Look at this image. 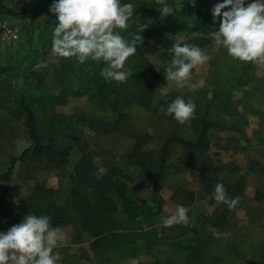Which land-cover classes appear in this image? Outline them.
I'll return each mask as SVG.
<instances>
[{
	"label": "rangeland",
	"instance_id": "374dc122",
	"mask_svg": "<svg viewBox=\"0 0 264 264\" xmlns=\"http://www.w3.org/2000/svg\"><path fill=\"white\" fill-rule=\"evenodd\" d=\"M12 1L23 8L24 15H0V66L10 69L0 75V173L12 156H18L30 144L17 92L24 94L35 111L42 140L57 148L54 153L29 155L18 161L11 178L0 182V232H7L23 219L4 215L34 214L30 201L35 185L50 188L57 206L64 203L68 175L81 158L77 143L82 142L95 153L110 151L118 156L113 164L132 178L129 188L149 207H135L137 212L133 210L135 216L131 218L123 211L122 200L112 195L117 210L111 218L116 225L93 248L90 243L94 239L86 233L77 242L71 224L56 227L58 244L54 251L62 257L59 264H89L76 258L81 253L87 254L93 264H264V86L248 79L252 76L264 81V62L233 59L226 48L217 50L212 43L204 48L210 59L192 70L191 82L198 85L192 91L168 85L164 69L172 59L161 57L156 50L148 54L158 72L157 78L147 75L155 86L151 107L130 104L113 110L92 84L83 85L82 64L75 58L54 57L51 53L47 45L56 26L55 15L48 10L30 22L33 4L51 5L53 0ZM152 1L146 0L142 11L137 0L123 2L135 8L128 27L133 22L167 24L158 11L162 6L151 7ZM184 1L167 0V4L179 8ZM218 2L208 0L210 17L211 8ZM43 61L48 66L36 69ZM122 70L128 71L126 62ZM79 85L84 89L81 96L57 102L61 90L70 93ZM178 96L193 102L200 112L206 109L209 147H171L159 189L161 210L157 212L152 179L119 156L134 143L141 144L143 151L156 152L168 136L196 139L199 129L192 118L180 124L165 114ZM69 147L64 155L62 150ZM206 178H219L230 187L240 185L242 192L235 196V207L215 201L214 192L206 193L202 186ZM177 205L188 208L187 224L165 227L164 219ZM44 209L39 206L40 214L36 215H47Z\"/></svg>",
	"mask_w": 264,
	"mask_h": 264
},
{
	"label": "trees",
	"instance_id": "16d2710c",
	"mask_svg": "<svg viewBox=\"0 0 264 264\" xmlns=\"http://www.w3.org/2000/svg\"><path fill=\"white\" fill-rule=\"evenodd\" d=\"M124 1L122 0V2ZM145 1L137 0V7L140 11L145 7ZM218 1L222 2V0ZM188 2L189 0H185L179 8H171V14L163 18L167 21L166 25L155 22L143 25L133 22L128 28L118 30L125 39L130 40L134 31L144 27L142 33H137L144 37L143 43L138 45L137 52L126 60L128 78L125 82L105 81L99 74L101 69L105 67L104 63L88 60L81 65L83 66L81 76L83 85L92 84L99 96L105 99L113 110L130 104H139L145 108L151 107L155 86L147 79V75L157 78L158 72L148 54L158 50V52H161V57L167 60L172 59L167 50L179 36L184 37L183 42L195 44L204 49L213 43L209 34L218 30L219 22L213 23L212 17L208 14V0H196L194 6ZM157 5V0H153L150 4L151 7ZM49 7L50 5L46 3L33 4L30 7V22L34 23L40 14L49 10ZM0 15L14 18L23 17L24 10L19 8L16 2L12 0H0ZM194 32L200 33V35L192 38L191 34ZM51 43L52 40L47 45L49 48H51ZM7 70L10 69L0 66V75ZM25 78L29 80V75L26 74ZM248 79L258 86H264V81L260 79L252 76H249ZM83 93L82 85H79L70 93L63 89L60 91L57 102L63 103L68 96L78 97ZM17 98L30 144L18 156H12L9 159L8 166L0 173V182H7L11 178L18 161H23L29 155L51 154L57 148L50 141L42 140L38 118L24 94L17 92ZM192 119L199 129L195 140L176 135L168 136L156 152L143 151L141 144L134 143L127 153L119 156L120 160L126 162L127 165L139 167L142 172L148 174L152 179V197L154 202L157 203V212L161 210L159 189L163 184L171 147L179 145L191 150L207 149L209 147L207 134L210 122L207 119L206 109L200 112L195 107V115ZM77 145L81 158L68 175V187L64 203L57 206L53 202L50 188L35 185L31 196L30 209L36 215L37 213L40 214L39 206L44 207V210L47 211L46 214L51 218L52 227L56 228L63 224H71L77 242L82 240V233H86L88 237L94 239L90 243L91 248H93L116 225L111 218V215L117 210L112 195L122 200L123 211L127 212L131 218H134L137 212L134 210L135 207L145 206L148 208L149 205L136 191L129 188L128 182L132 181V178L125 174L119 166L113 164L112 160L118 156L116 157L110 151L95 153L82 142L77 143ZM69 150L70 147L62 150V152L67 155ZM96 156L98 157L97 160L95 159ZM100 166L108 169V172L103 176H100L97 172ZM217 184H222L224 188H227L229 198H235L239 192H242L240 185L236 184L234 187H230L219 178H206L202 181L206 193L214 192ZM11 215L16 216L18 219L26 216V214L19 212L8 213L4 216L11 217ZM76 258L84 259L85 262L93 264L90 263L91 260L85 253L79 254ZM153 264H158V261Z\"/></svg>",
	"mask_w": 264,
	"mask_h": 264
},
{
	"label": "clouds",
	"instance_id": "9594fccd",
	"mask_svg": "<svg viewBox=\"0 0 264 264\" xmlns=\"http://www.w3.org/2000/svg\"><path fill=\"white\" fill-rule=\"evenodd\" d=\"M162 7L161 18L171 14L167 0H157ZM193 6L196 0H189ZM49 12L56 17L52 32L51 53L54 57L75 58L83 64L88 60L102 62L105 67L100 76L109 82L123 83L128 73L123 71L126 60L137 52L143 43L140 27L125 39L120 31L128 27L135 8L122 0H53ZM213 23L219 22L217 31L209 34L215 49L226 48L227 54L242 62H264V0H222L210 10ZM200 33H192L196 38ZM181 36L167 50L172 57L165 68L169 86L187 87L192 91L198 85L192 83V70L206 63L210 56L195 44H189ZM43 61L35 68L47 67ZM195 104L178 96L165 110V114L184 124L195 115ZM100 176L108 169L100 166ZM213 198L229 208L238 200L229 198L222 184H217ZM188 208L177 205L172 215L164 219L165 227L187 224ZM50 217L28 214L11 226L7 232H0V264H59L62 259L55 252L58 244V229L52 227Z\"/></svg>",
	"mask_w": 264,
	"mask_h": 264
},
{
	"label": "built area",
	"instance_id": "2783aa9c",
	"mask_svg": "<svg viewBox=\"0 0 264 264\" xmlns=\"http://www.w3.org/2000/svg\"><path fill=\"white\" fill-rule=\"evenodd\" d=\"M8 32H9L10 34L12 33L10 29H8ZM13 37H16V35L13 34Z\"/></svg>",
	"mask_w": 264,
	"mask_h": 264
}]
</instances>
